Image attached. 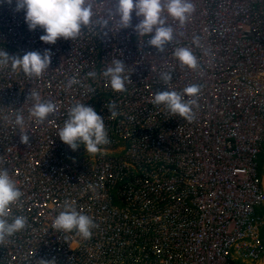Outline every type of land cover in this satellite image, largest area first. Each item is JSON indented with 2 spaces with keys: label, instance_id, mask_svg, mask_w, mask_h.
<instances>
[{
  "label": "built area",
  "instance_id": "2783aa9c",
  "mask_svg": "<svg viewBox=\"0 0 264 264\" xmlns=\"http://www.w3.org/2000/svg\"><path fill=\"white\" fill-rule=\"evenodd\" d=\"M192 3L184 25L167 18L173 40L161 53L138 37L134 11L133 26L119 30L115 0H93V21L107 18L110 31L93 24L55 44L29 30L15 0H0V50L52 52L38 78L0 67V168L23 193L7 219L27 220L0 244V264H262L264 0ZM178 47L193 52L195 69L180 65ZM114 59L130 78L123 92L102 76ZM193 84L198 95H184L197 101L191 122L152 103L157 92ZM30 91L56 105L43 124L30 115ZM111 102L116 117L104 107ZM77 103L104 118L110 143L96 154L57 135ZM65 201L93 219L91 239L52 227Z\"/></svg>",
  "mask_w": 264,
  "mask_h": 264
},
{
  "label": "clouds",
  "instance_id": "9594fccd",
  "mask_svg": "<svg viewBox=\"0 0 264 264\" xmlns=\"http://www.w3.org/2000/svg\"><path fill=\"white\" fill-rule=\"evenodd\" d=\"M12 4L13 0H7ZM24 10L25 22L29 30L43 29V34L39 37L41 41L48 44H55L58 38L74 40L80 36L83 28L90 25H98L102 31L109 29V20L99 18L93 21V0H15V11ZM140 18L135 24L134 30L139 36H150L148 45L163 53L165 45L173 40V28L166 23L170 16L181 25L189 19L195 11L192 0H115L113 13L118 17L119 30L132 27V13ZM167 13V15H165ZM101 31V32H102ZM106 34V33H105ZM199 37H194L193 42L198 43ZM174 57L180 65L195 69L197 58L193 52L186 47H178L173 52ZM52 52L45 49L43 53L39 51H28L22 57L12 56L5 50H0V67L10 64L12 71L21 70L28 77H40L48 70L51 63ZM126 66L120 59H114L111 66L106 67L102 76L107 78L112 90L117 92L126 91L125 81L130 80L129 75H125ZM96 72L87 73L88 77L95 78ZM161 81L166 85L172 80V73H162ZM78 83L75 78L69 79L68 87ZM89 91H94L89 89ZM200 88L198 85H190L183 90V94L176 91L157 92L152 100L154 105L163 104L173 115L191 122L194 117L193 106L195 99L185 100L184 95L195 97ZM28 98H32L35 103L30 108V115L35 117L41 124L56 110V105L51 101H42L39 93L30 91ZM27 98V99H28ZM112 117H116L115 102L105 105ZM15 124L24 125V116L17 112ZM180 125H178L179 128ZM176 131V130H175ZM57 135L62 142L70 146L72 150H77L81 145L89 154L99 152L100 145L110 143L105 129L104 118L97 114L92 106L84 103H77L68 110V118L63 127L58 130ZM21 142L27 143L29 135L21 134ZM264 173V172H263ZM263 175V174H262ZM23 193L10 177L9 171L0 168V244L6 237L14 235L25 228L27 220L23 216H16L9 222V207L15 204ZM52 227L64 232L75 230L83 239H91L92 228L96 227L93 219L82 214L69 202L65 201L64 209L54 219Z\"/></svg>",
  "mask_w": 264,
  "mask_h": 264
},
{
  "label": "rangeland",
  "instance_id": "374dc122",
  "mask_svg": "<svg viewBox=\"0 0 264 264\" xmlns=\"http://www.w3.org/2000/svg\"><path fill=\"white\" fill-rule=\"evenodd\" d=\"M262 168L264 169V163L262 162ZM261 168V169H262ZM260 212H261V215H264V207L260 210ZM264 232V228H263V230H262V233Z\"/></svg>",
  "mask_w": 264,
  "mask_h": 264
},
{
  "label": "water",
  "instance_id": "95a60500",
  "mask_svg": "<svg viewBox=\"0 0 264 264\" xmlns=\"http://www.w3.org/2000/svg\"><path fill=\"white\" fill-rule=\"evenodd\" d=\"M262 185H263V188H264V173L262 175ZM263 264H264V256H263Z\"/></svg>",
  "mask_w": 264,
  "mask_h": 264
},
{
  "label": "crops",
  "instance_id": "0c3cea01",
  "mask_svg": "<svg viewBox=\"0 0 264 264\" xmlns=\"http://www.w3.org/2000/svg\"><path fill=\"white\" fill-rule=\"evenodd\" d=\"M262 237H263V240H264V232L262 233ZM236 264H242V263L238 262ZM262 264H263V261H262Z\"/></svg>",
  "mask_w": 264,
  "mask_h": 264
},
{
  "label": "trees",
  "instance_id": "16d2710c",
  "mask_svg": "<svg viewBox=\"0 0 264 264\" xmlns=\"http://www.w3.org/2000/svg\"><path fill=\"white\" fill-rule=\"evenodd\" d=\"M262 172H264V169H261ZM264 216V215H263ZM236 264V263H235Z\"/></svg>",
  "mask_w": 264,
  "mask_h": 264
},
{
  "label": "bare ground",
  "instance_id": "6f19581e",
  "mask_svg": "<svg viewBox=\"0 0 264 264\" xmlns=\"http://www.w3.org/2000/svg\"><path fill=\"white\" fill-rule=\"evenodd\" d=\"M263 169V168H262ZM263 173V172H262ZM261 213V212H260Z\"/></svg>",
  "mask_w": 264,
  "mask_h": 264
}]
</instances>
